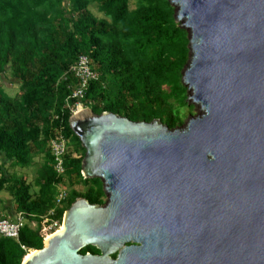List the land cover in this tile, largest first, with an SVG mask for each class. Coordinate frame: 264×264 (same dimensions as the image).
<instances>
[{
    "label": "water",
    "instance_id": "obj_1",
    "mask_svg": "<svg viewBox=\"0 0 264 264\" xmlns=\"http://www.w3.org/2000/svg\"><path fill=\"white\" fill-rule=\"evenodd\" d=\"M170 1L201 112L169 128L74 111L81 172L108 198L77 197L22 264H264V0Z\"/></svg>",
    "mask_w": 264,
    "mask_h": 264
},
{
    "label": "trees",
    "instance_id": "obj_2",
    "mask_svg": "<svg viewBox=\"0 0 264 264\" xmlns=\"http://www.w3.org/2000/svg\"><path fill=\"white\" fill-rule=\"evenodd\" d=\"M176 31L184 55L174 53ZM188 43L170 0H0V193L12 195L24 219L18 238L0 235V264H22L42 247L53 220L61 223L77 197L102 202V179L94 177L96 189H87L85 148L69 125L77 100L72 92L80 83L74 66L81 57L97 73L88 79L82 106L132 120L160 118L174 128L192 113L186 97L188 109L176 105ZM7 75L18 80L16 88L4 82ZM58 136L73 142L62 175L55 172L49 144ZM59 185L68 189L60 206ZM87 251L99 253L94 245L81 250Z\"/></svg>",
    "mask_w": 264,
    "mask_h": 264
},
{
    "label": "built area",
    "instance_id": "obj_3",
    "mask_svg": "<svg viewBox=\"0 0 264 264\" xmlns=\"http://www.w3.org/2000/svg\"><path fill=\"white\" fill-rule=\"evenodd\" d=\"M75 66L74 69L76 70V74L80 77V83L73 90L72 96L77 98L75 107L77 109H80L83 107L81 103V98L85 95L88 79L96 77L97 73L93 72L90 69L87 57L85 56H82ZM49 144L51 146V150L54 156L53 167L56 173L58 175H61L65 172L64 154L67 149V140L62 136H58L56 138H52ZM64 188L65 187L61 185L58 188L56 196V200L58 203H63V201H65L66 191ZM53 214L54 209L51 208L48 212V215L53 216ZM23 222V217L21 215H19V217L15 220H11L7 217L0 215V235L4 237L18 238L20 228L23 225ZM60 224L61 223L55 219L53 220V223L50 228H54V230H56L60 226Z\"/></svg>",
    "mask_w": 264,
    "mask_h": 264
},
{
    "label": "rangeland",
    "instance_id": "obj_4",
    "mask_svg": "<svg viewBox=\"0 0 264 264\" xmlns=\"http://www.w3.org/2000/svg\"><path fill=\"white\" fill-rule=\"evenodd\" d=\"M172 4L174 6V11H175V20H176V22L178 23V25L180 27H182L183 29L186 30V38L187 39L189 38V40H190V36H191L192 30L189 27L181 26V23L183 22V20L182 19H179L177 17V15H176L177 14V6L174 3H172ZM176 34H177V38L180 40V42H179L180 44H177L178 48H176V52L174 51V53L176 55L177 54L178 55H180V54L184 55V51L185 50H184V47L182 46V40H184V39H183V37L181 38L180 31H176ZM187 47H189V51H188V54H187V60H186L184 66H183V68L181 70V77H180L181 80H179L180 82L178 81V84L179 85H178V89H177L178 90V95L176 96V101H177L176 102V105L179 106V107H185L186 109H188L187 106L184 104V100H185V97H186V100L185 101H187V103L189 105H191V111H192V113H188V115L184 118L183 122L181 124L177 125L176 127H183V126H185L187 124V122L189 121V119L194 118L195 116H197L201 112L200 105L198 103H196V101L192 98V89H190L189 82L185 78L186 77V68L188 67V63H189L190 56L192 55V52H191L192 51V47H191V45L189 43L187 44ZM7 77L8 78L4 79V82L7 84V86L9 88H12V87L13 88H16L18 86V80L15 79V78H13V77H11L10 75H7ZM181 88H182V90H181ZM185 88H186V90H185ZM76 109L77 108L75 107L74 111H76ZM180 109H182V108H180ZM175 111L179 112L180 110H175ZM68 142H70L71 144H73L72 141H69L68 140L67 141V147H68V145H70V144H68ZM66 151H67V149H66ZM36 169H37V164L35 166H33L31 169H29L30 170V177H33L34 172L36 171ZM29 170H28V172H29ZM93 178L94 177H89V184H87L88 185L87 189L91 185L96 189V184L97 183H95V182L92 181ZM95 178H97V177H95ZM99 181H101V179ZM102 183H103V180H102ZM57 188H59V187H57ZM64 189L66 191L65 199H67L68 189H67V187L64 188ZM107 198H108V194H106L105 191H104V193L101 194V200H102V202L100 204L101 205H104L106 203ZM58 206H60V203L58 204ZM62 220H63V217H62ZM61 224H62V222H61ZM61 227H62V225H61ZM55 231L56 230H54L53 232H55Z\"/></svg>",
    "mask_w": 264,
    "mask_h": 264
},
{
    "label": "crops",
    "instance_id": "obj_5",
    "mask_svg": "<svg viewBox=\"0 0 264 264\" xmlns=\"http://www.w3.org/2000/svg\"><path fill=\"white\" fill-rule=\"evenodd\" d=\"M64 167H65V165H64ZM61 186H63V185H61ZM16 208L17 207H16V205L13 202L12 195L8 191H2L0 193V215H2L4 217H7V218H9L11 220H15V219H17L19 217V215H21V214H19V212L17 211ZM23 221H24V219H23Z\"/></svg>",
    "mask_w": 264,
    "mask_h": 264
},
{
    "label": "bare ground",
    "instance_id": "obj_6",
    "mask_svg": "<svg viewBox=\"0 0 264 264\" xmlns=\"http://www.w3.org/2000/svg\"><path fill=\"white\" fill-rule=\"evenodd\" d=\"M190 28V27H189ZM191 29V28H190ZM190 84V83H189ZM190 89H192V98L194 99V97H193V95H194V91H193V87H190ZM195 100V99H194ZM196 101V103H197V100H195ZM63 228V225H62V227L60 228V229H62ZM60 229H58V230H60ZM58 230H56V231H58ZM55 231V232H56ZM54 233V232H53ZM34 251V250H33ZM33 251H31L30 253H28V255L27 256H25V258L26 257H28Z\"/></svg>",
    "mask_w": 264,
    "mask_h": 264
},
{
    "label": "clouds",
    "instance_id": "obj_7",
    "mask_svg": "<svg viewBox=\"0 0 264 264\" xmlns=\"http://www.w3.org/2000/svg\"><path fill=\"white\" fill-rule=\"evenodd\" d=\"M83 107H84V106H83ZM83 107H82V108H83ZM87 107H88V106H87Z\"/></svg>",
    "mask_w": 264,
    "mask_h": 264
}]
</instances>
